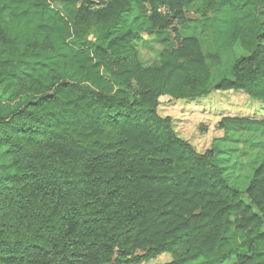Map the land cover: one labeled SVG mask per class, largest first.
<instances>
[{
	"label": "trees",
	"instance_id": "1",
	"mask_svg": "<svg viewBox=\"0 0 264 264\" xmlns=\"http://www.w3.org/2000/svg\"><path fill=\"white\" fill-rule=\"evenodd\" d=\"M189 23L244 52L228 76L214 79ZM149 34L167 48L144 67ZM212 94L246 111L214 108L198 152L160 100ZM237 128L264 131V0H0V264H264V159L247 202L216 161Z\"/></svg>",
	"mask_w": 264,
	"mask_h": 264
},
{
	"label": "rangeland",
	"instance_id": "2",
	"mask_svg": "<svg viewBox=\"0 0 264 264\" xmlns=\"http://www.w3.org/2000/svg\"><path fill=\"white\" fill-rule=\"evenodd\" d=\"M52 7L65 16L70 10L57 3L52 4ZM202 11V7L198 4L189 7L185 15L187 19L194 21L200 17ZM189 24L186 25L183 33L186 36H194L199 39L214 79L228 76L233 60L243 55L244 52L240 48H233L226 52L217 50L211 44L207 32H202L195 24ZM90 38L95 41L96 35H91ZM162 39V37L149 34L136 42L137 56L144 67L155 64L160 52L167 48ZM245 107V98L240 94H227L226 96L212 94L200 107H193L188 102H171L167 98H162L158 111L161 117H170L173 120V127L182 138L194 141L196 151L203 152L208 148L212 139L206 137L210 133L211 135L218 133L212 129L205 138L200 137L197 131L198 126L209 125V129H211V125L220 119L217 114L220 110L235 115L238 112L245 113ZM214 108H216L215 111L217 110L216 114H213ZM217 151L216 161L223 171L224 179L230 187L239 192L240 198L247 202L245 190L249 177L253 169L264 159V131L246 128L231 129L218 143ZM261 230L264 231V224ZM168 261H170V257L162 255L142 264H164ZM223 264H235L234 257Z\"/></svg>",
	"mask_w": 264,
	"mask_h": 264
},
{
	"label": "built area",
	"instance_id": "3",
	"mask_svg": "<svg viewBox=\"0 0 264 264\" xmlns=\"http://www.w3.org/2000/svg\"><path fill=\"white\" fill-rule=\"evenodd\" d=\"M105 1H110V0H105Z\"/></svg>",
	"mask_w": 264,
	"mask_h": 264
}]
</instances>
